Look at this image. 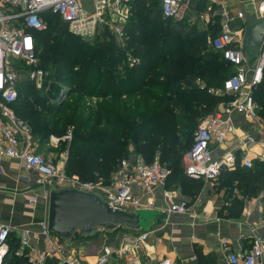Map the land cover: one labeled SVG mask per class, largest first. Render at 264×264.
Returning <instances> with one entry per match:
<instances>
[{
  "label": "trees",
  "instance_id": "trees-1",
  "mask_svg": "<svg viewBox=\"0 0 264 264\" xmlns=\"http://www.w3.org/2000/svg\"><path fill=\"white\" fill-rule=\"evenodd\" d=\"M199 1L204 3V0ZM129 3L130 15L124 26L126 41L119 43L104 31L105 40L98 38L99 44L94 47L87 40L70 33L67 24L58 15L43 11L41 16L47 24L46 29L31 30V33L36 54L39 42L46 45L42 55L51 59L58 87L45 92L43 88L37 89L33 82L22 79L17 85L18 98L13 108L18 117L28 122L33 137L39 143H44L51 134L65 133L61 130L66 125L74 126L65 167L67 173H76L85 181L110 182V175L120 161L133 158L125 150L128 140L132 139L136 155L147 163L152 162L161 151V164L169 169L168 176L175 178L181 194L187 195L191 202L202 189L204 181L183 173V152L180 153L179 148L171 152L168 143L160 148L157 140L142 136L155 123L166 130L172 127L176 134L195 130L204 116L214 113L223 102L232 98L229 94L208 93L206 86L203 88L196 84V79L204 81L207 87H221L223 81L234 73V67L208 44L206 36L209 33H201L196 24H189L186 19L176 21L164 18L159 0H131ZM52 18H56L60 26L52 24ZM59 29L69 44L54 46L52 53L48 54L46 47L52 45L56 35L54 31ZM208 29L213 36L217 30L220 32V25L210 23ZM130 56L139 57L140 62L130 66ZM39 66L43 68L40 62ZM258 86L253 91L254 99ZM60 88H64L65 97L58 100ZM260 90L264 96V87ZM77 94L76 103L64 105L70 95ZM128 95L139 98L136 108L129 109L128 106L123 109L121 105L116 106V102L104 101L93 107L82 105L86 96L124 98ZM54 113V118L45 116ZM257 114L264 121V99L257 104ZM102 126L105 130L97 137ZM109 133L110 136H107ZM191 137L188 148L192 144L193 133ZM84 145L88 147L82 151ZM102 145L108 146L110 153L102 155V152L94 150V147ZM65 147L62 143L61 149ZM223 179L236 182L223 185ZM215 181L226 191L230 211L238 210L241 204L234 189L243 198L257 196L263 191L264 200V159H253L250 168H244L239 163L234 169L224 168ZM77 239L81 238L77 237L75 241ZM8 242L9 250L2 264H30L26 254L16 255L19 242L12 232ZM198 258L202 263L200 253ZM44 264L60 263L55 258H46Z\"/></svg>",
  "mask_w": 264,
  "mask_h": 264
},
{
  "label": "built area",
  "instance_id": "built-area-1",
  "mask_svg": "<svg viewBox=\"0 0 264 264\" xmlns=\"http://www.w3.org/2000/svg\"><path fill=\"white\" fill-rule=\"evenodd\" d=\"M130 1L0 0V158L19 160L26 169L37 173V183L48 187L53 183L57 186L72 185L82 190L96 191L113 209H153L156 205L153 192L166 182L169 175L167 167L157 160L146 163L138 157L123 158L118 168L111 173L110 182L82 180L76 173L69 174L66 171L68 150L61 160L56 161L34 151L30 127L26 120L17 116L13 108L18 98L17 85L20 80H29L37 89L43 88L46 73L39 66L35 40L31 33V30L46 29L47 24L41 16L43 11L48 10L58 15L67 24L69 32L82 39H92L98 31H107L119 43H124V26L130 15ZM191 1L193 0H159L162 16L176 21L183 20ZM124 5H127L125 10L122 8ZM259 7L264 17V0ZM237 16L241 17L242 12H237ZM210 46L234 67V73L217 88L207 87L204 81L196 79V84L203 88L206 86L210 94L232 96L218 110L199 121L191 146L182 154L183 173L203 181H215L222 169L234 168L237 162L244 168H250L253 161L248 149L253 144L260 146L258 155L264 159V121L257 114V103L253 95L264 71V43L258 56L249 62L242 42L237 40V34L230 30L227 22H222L220 33L211 39ZM128 60L130 66L140 62L139 57L135 56H130ZM59 92L58 100L65 97L64 88H60ZM233 114L249 119L259 138L256 139L255 133L246 131L242 135L243 139L237 141L235 149L224 147L227 140L234 138ZM70 136L69 133L65 137ZM135 187L144 191L147 196L145 202L135 193ZM163 194L165 198L171 197L167 191ZM168 210L184 214L188 207L185 201H181L171 204ZM13 229L0 223V264L9 250L8 239ZM124 232L120 247L114 250L105 246L93 262H87L80 249L77 250L73 243L67 244L52 234L45 221L39 224L38 231L32 232V238L36 240L38 247L29 244L31 232L21 231L16 255L26 254L30 264H44L46 258H55L60 264H107L113 255L123 259L126 264H172L170 257L153 260L143 254L149 232ZM263 243V238L255 234L249 251L241 255L229 254V262L262 264Z\"/></svg>",
  "mask_w": 264,
  "mask_h": 264
},
{
  "label": "crops",
  "instance_id": "crops-1",
  "mask_svg": "<svg viewBox=\"0 0 264 264\" xmlns=\"http://www.w3.org/2000/svg\"><path fill=\"white\" fill-rule=\"evenodd\" d=\"M260 1L262 0H219L203 3L193 0L188 4L184 19L186 22L188 20V23L194 16L201 19L203 31L209 33L206 36L209 45L213 38L208 32L210 23L220 25L227 22L230 30L237 34V40L242 42L243 26L262 16ZM237 12H242V16L238 17ZM232 119L235 124L234 138L237 140L230 138L224 147L235 149L237 141L243 139L242 135L246 131L255 133L256 139L259 138L249 119L238 114H233ZM66 135L51 134L44 143L38 141L37 152L49 160H61L72 139L71 133L69 138L65 137ZM62 143H65L64 149H61ZM259 151L258 144L249 147L248 152L252 156V161L256 158L261 159ZM37 179V173L26 169L19 160L0 158V223L14 228L12 235L19 244L21 231L31 232L29 244L33 247H38V244L32 238V232L38 231L39 224L46 221L49 189L48 185L37 183ZM166 182L153 192L156 204L153 209L158 211V222L149 231L143 247V254L147 258L154 260L170 257L172 264H231L229 254H246L255 234L264 240L263 191L257 196L243 198L238 194V190L234 189L233 192L239 196L241 204L238 210L230 211L229 198L225 197L226 191L218 187L216 181H204L202 189L191 202L187 195L181 194L179 187L169 189L165 185ZM164 191L170 193L169 199L164 197ZM135 193L145 202L147 196L141 188L135 187ZM181 201L186 202L187 213L179 214L168 210L171 204ZM124 233V230H119L92 239H80V243L75 241L73 246L76 249L80 248L85 261L93 262L105 246L114 250L120 247ZM198 253L202 257V263ZM107 264L126 263L113 255Z\"/></svg>",
  "mask_w": 264,
  "mask_h": 264
},
{
  "label": "water",
  "instance_id": "water-1",
  "mask_svg": "<svg viewBox=\"0 0 264 264\" xmlns=\"http://www.w3.org/2000/svg\"><path fill=\"white\" fill-rule=\"evenodd\" d=\"M264 41V17L255 18L242 29V46L252 62ZM157 210L111 208L100 193L72 185L50 184L47 199V229L63 242L96 238L119 230L149 232L158 222Z\"/></svg>",
  "mask_w": 264,
  "mask_h": 264
},
{
  "label": "rangeland",
  "instance_id": "rangeland-1",
  "mask_svg": "<svg viewBox=\"0 0 264 264\" xmlns=\"http://www.w3.org/2000/svg\"><path fill=\"white\" fill-rule=\"evenodd\" d=\"M260 3H261V1H260ZM122 8L124 10L127 9V5L122 6ZM136 17L137 16H135V18ZM142 18H144V15H143ZM200 20H201L200 18H197L196 16H194L193 19L190 20V22L192 24H196V26L199 28L198 30L200 32L202 31L201 33H204V31H203L204 29L202 28L203 26L201 24L202 22ZM51 21H52V24L53 23H56V26H60V22L56 18H52ZM187 25H189V24H187ZM51 32H52V30H51ZM219 33L220 32H218V30H217L214 33L213 36H215L216 34H219ZM54 34H56V35L54 36L55 38L52 40V43H51L52 45L46 47L47 48L46 52H48V54L52 53L54 46H64V45L69 44V41L68 40L65 41V39L63 37V32L60 29L57 30V31H54ZM94 36L95 37L92 38V39H87L88 43L89 44L91 43V45H93V47L95 45L99 44L98 41H97L98 38L99 39L101 38V39L105 40V37H106V35H105V33L103 31H98V33H96ZM108 37H110V36H108ZM84 40H86V39H84ZM208 44H209V42H208ZM45 46L46 45H44L42 42H39L38 43V46H37V54H38L39 62L41 63V66L43 67V69H44V71L46 73V77L44 79V83H43L42 87H43V89H45L44 90L45 92L46 91L47 92H51V90H53L54 88H56V86L58 85V83L55 82V78H54L55 77V68L53 66V63L50 61L51 59L50 58L45 59L44 56L42 55L43 48ZM102 47H103V45H102ZM10 61H12V60H10ZM262 77H263V75H262ZM262 87H264V79H261V82L259 83V86H258V88L256 90L257 92H256L255 100H256V102H258L257 104H259V102L264 99V96L261 94V90H260ZM78 98H79V95L78 94L77 95H70L69 96V99H68V102H64V105L70 104L71 102H73L72 104H74V103H76V101L78 100ZM138 99H139L138 97H135L133 95H128V96H126L124 98L123 97H118V98H112V97L111 98L110 97L109 98H104L103 97V98H101L100 96L99 97H96V96H91V97L90 96H86V97H84V100H83L84 103L82 102V105L85 104V106L93 107L94 105H97V103H99L101 101L102 102L104 101V102H108V103L116 102L115 105L116 106L121 105V107L123 109H126V107H128V106H129V109H133V108H136V106H137L136 104H137ZM55 115H56V113H54L52 115L46 114L45 116L46 117H50V118H54ZM139 124H140V122H139ZM73 127H74L73 125H69V126L66 125L64 127V129L62 128L61 131L62 132L65 131L66 134H68L70 132L71 135H72V133L75 131V128H73ZM104 130H105V127L102 126L100 128V130H98L97 137ZM168 130L169 129L166 130V128H164V126L162 127L159 124H156L155 123V124H153V125H151L149 127V130L144 134V136H142V138H144L146 135L152 137L153 139H155V140L158 141V146L160 148L165 147V144L168 143L169 144L168 145V148L170 149L171 152H174L176 148H179V152L180 153L186 151L188 149V146L190 145L191 138H192L191 137L192 136V133L194 134L195 130L188 131L186 134H179L178 132L176 134V133H174V129H172V127H171V130H169V131ZM113 134H115V131H114ZM175 134H176V136H175ZM107 136H110V133ZM32 142H33V145H34V148H35L34 151H36V152L38 151L39 152L38 139H36L35 137H33ZM77 146H78V144H77ZM87 147H88V145H84V146L81 147V150L83 151ZM94 150H98V151L102 152V155L103 154L110 153L109 147L108 146L106 147L104 145L98 146V147H94ZM125 150H126V154L128 156H131L133 158L134 157H138V158H140V160L144 161L142 159V157H140L139 155H136V153H135L136 150H135V147L132 144V139H129L128 140L127 145L125 147ZM161 156H162V154H161V151H160V152H158L155 155L154 160H157L161 164V161H162ZM144 162H146V161H144ZM165 165H167V164L165 163ZM170 172H171V169H170ZM176 178H178V177H176ZM228 182L234 183L236 181H234V180L231 181L230 179H223V182L222 183H223V185H226V183H228ZM165 185L169 189H173V188L177 189V187L179 186L178 183H177V181H175V178L172 177V176H171V178H170V176L168 177L167 182H166ZM77 243H80V239H77ZM78 249H80V248L77 247V250Z\"/></svg>",
  "mask_w": 264,
  "mask_h": 264
}]
</instances>
